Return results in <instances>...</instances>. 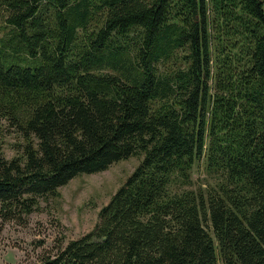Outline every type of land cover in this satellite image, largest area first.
I'll return each instance as SVG.
<instances>
[{
	"label": "trees",
	"instance_id": "trees-1",
	"mask_svg": "<svg viewBox=\"0 0 264 264\" xmlns=\"http://www.w3.org/2000/svg\"><path fill=\"white\" fill-rule=\"evenodd\" d=\"M0 17V122L22 139L8 158L0 123L2 221L140 156L41 264H264V0H0ZM201 161L214 183L191 188Z\"/></svg>",
	"mask_w": 264,
	"mask_h": 264
},
{
	"label": "rangeland",
	"instance_id": "rangeland-1",
	"mask_svg": "<svg viewBox=\"0 0 264 264\" xmlns=\"http://www.w3.org/2000/svg\"><path fill=\"white\" fill-rule=\"evenodd\" d=\"M10 27L0 17V40ZM175 55H181L177 52ZM170 62L162 63L160 70L168 73ZM39 58L26 64L36 67ZM4 126L2 140L6 156L11 158L21 148L22 139L12 129ZM140 161V156H130L111 164L107 169L91 174H81L58 189V196L40 199L39 206L25 220L0 219V264H41L42 259L54 254L69 240L91 230L98 221V211L110 199ZM191 188L214 183L201 161L191 173Z\"/></svg>",
	"mask_w": 264,
	"mask_h": 264
}]
</instances>
